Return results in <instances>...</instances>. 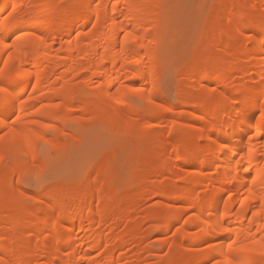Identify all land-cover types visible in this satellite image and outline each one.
<instances>
[{
  "label": "bare ground",
  "instance_id": "6f19581e",
  "mask_svg": "<svg viewBox=\"0 0 264 264\" xmlns=\"http://www.w3.org/2000/svg\"><path fill=\"white\" fill-rule=\"evenodd\" d=\"M19 1L0 0V15L4 14L0 19V88L4 89L0 93V132L4 134L0 154L5 148L12 152L18 145L35 160L44 133L50 128L56 132L62 125L66 127L79 100L84 104L80 107L84 114L102 115L111 107H127L132 118L124 124L127 133L139 130L135 121L144 111L129 100L135 96L153 107L159 98L157 70L164 61L157 56L158 48L148 45L161 42L165 16L162 0ZM217 3L203 41L224 33L223 48L218 54L211 47L202 48L187 71L183 88L177 92L178 106L191 110L170 126L180 131L178 142H171L174 148L170 154L175 158L163 157L171 143L162 139L156 150L161 156L156 165L147 162L150 153L144 163L138 161L141 168L133 164L139 170L128 190L117 191L109 178L110 171L102 180L96 179L97 186L89 179L82 180L76 195L72 193V184L77 182L73 179L55 194L34 199V203L45 204V199L51 202L47 213L36 216L34 224L29 221L32 213L21 216L20 202L10 215L1 212L0 223L8 225L0 226V260L4 264H129L122 252L127 246L140 244L157 231L161 246L169 247L172 229L178 247L172 258L175 264H246L249 259L259 264L264 259L243 250L264 241V10L256 14L264 0ZM249 3L254 12L259 10L245 14L242 8ZM223 19L222 30H215ZM235 41L231 57L227 50ZM253 42L256 45L250 49ZM250 67L252 71L248 72ZM236 71V84H228ZM224 79L228 83L222 89L214 86V82ZM198 90L202 97L197 102L193 92ZM145 124L150 129L144 139L148 143L157 131L150 128L153 123L148 117ZM174 159L188 165L199 160V165L193 170L185 165V176L175 189L158 192L154 186L150 190L177 201L179 206L165 205L167 214L161 210L147 212L146 222L154 225L142 235L135 218L121 220L119 215H133L137 207L118 212L115 205L135 194L150 169L168 171ZM122 172L125 176L127 171ZM5 177L4 172L0 173V185ZM94 195L99 207L89 209L88 202ZM146 195L140 193L139 200ZM6 196L0 192V200ZM118 218L125 230L118 231L114 225Z\"/></svg>",
  "mask_w": 264,
  "mask_h": 264
},
{
  "label": "rangeland",
  "instance_id": "374dc122",
  "mask_svg": "<svg viewBox=\"0 0 264 264\" xmlns=\"http://www.w3.org/2000/svg\"><path fill=\"white\" fill-rule=\"evenodd\" d=\"M161 3L164 4L163 7L165 6V16L163 18L164 21L161 32V42H159V46L155 43L148 45L153 49L158 48L156 49V51L158 50L159 52L157 53V56H162V58L159 57V59L162 60V62L164 61L162 63L163 65H161V68L157 70V80L160 83L159 98L156 101V105H154L153 107H149L150 105L148 106V103H142L135 96H131L129 100L130 102H132V105H134V107H139L141 111H144L139 119H135V122H137V125L139 126V130H133L127 133L126 126L124 124L125 122H130V120L132 119L130 115H128L127 107H121L120 109H114L113 107H111V110L109 108V112L105 111L106 113L104 112L105 114L102 113V115L99 114L100 116L91 115L92 113H85L87 114L85 115L80 110V107H83L84 104L80 103L82 100H79L78 103H75V112L72 111L69 115L70 118L66 127L62 125V128L59 127V130L56 129L57 133L53 128H50L44 133L45 140L43 141V143H39L37 148V153L39 154L36 156L37 158H35V160L33 159L34 161L31 158L32 156L27 153L23 149V147L18 145L12 152H9V148H5V150L0 154V173L4 172L6 174L5 180L0 185V192L7 195L4 199L0 200V213L2 212L1 215H10L11 213H13L12 208L15 207V204L21 203L23 205L20 212L21 216L23 215L22 217H24V215H26L27 213H32V220L29 219V221L34 224L37 221L36 216L45 215V213H47V210L50 209L51 204L49 199L44 200V202H46L45 204L34 203V199H42L43 196L47 193L55 194L61 187L66 186L68 184V181L73 182L75 179L77 182L72 184V193L76 195L81 191L82 180L89 179V181L95 182L94 185H96V179L100 180L105 175V173L110 171L112 176L109 175V178L114 183V185H112H116L115 187L117 188V191H125L123 189L128 190L131 187V180H135L133 178L136 177V173L138 175L139 169H136L138 167L137 164H139L138 168H141L142 164L138 161H141V159L143 161V159L146 158V154L148 155V153H150L151 157L148 155V159L150 160L147 162L150 163L151 166L156 165L159 161L158 158L161 157L156 154V150L160 146L159 141H162V139L168 140L169 144L172 141L174 143L178 142L180 138V131L178 132V130L170 129V126L179 123L181 119L185 118L187 116V112H190L191 108L178 106L177 92L183 88V83L185 81L184 78L187 75V71L190 65L195 62L197 56L200 55L204 48L211 47L212 50H215L217 52L216 54H218L222 50V45L225 40V34L222 33L220 36L211 41L210 39H206L205 41H203L205 38L203 36L207 35L206 29L209 28V18L212 15V12L218 6L217 0H164V2L162 0ZM234 7L235 2L233 4L232 10L234 9ZM260 9L261 10L258 9L259 11L255 10V12L258 11L256 12V14L264 10V4ZM242 11L247 15L254 12L252 6H250V3L246 4L242 8ZM3 16L4 14L0 15V19ZM224 24L225 19L219 21L214 27L215 30L221 31ZM243 30H245V28L242 29V32ZM235 45L236 41L234 45L230 46V48H228L227 50L228 55L231 57L234 53ZM255 45L256 42H253L248 47L251 49ZM247 50L248 49H245L244 52ZM194 55H196V57L193 60ZM249 71H252L251 67L248 69V72ZM238 76L239 74L236 71L234 72V79H232L233 81L229 80L228 83V81L224 79L222 81L214 82V86H216L218 89H222L225 85H227V83H232L233 85H235L236 77ZM195 84L196 82L194 83V85ZM193 94V96L197 99V102L200 101L202 97V91L198 90L193 92ZM138 101L140 103H138ZM175 106H177V108H175ZM172 107H174V109ZM152 115H155L153 119ZM145 116L146 119L147 117L151 119L153 123L150 128H152V130L154 131H157L156 134L152 135V141H147L148 143L144 142V139H146L149 135L148 130H150L149 128H147L148 125L146 126L145 124ZM77 118L79 119V122L81 121L80 123L77 121ZM113 120L115 121L113 122ZM117 120L121 121L122 124H120ZM77 123L82 125H80L79 127V124ZM85 128L88 130H85ZM82 131L85 133H83ZM57 135L60 136L59 140H57L56 138ZM116 135L119 136H117L119 138V141H116ZM3 136V132H0V139ZM122 138H125L128 142L126 140L121 142L120 139ZM124 142H126V144ZM140 143L143 145H141ZM119 147H122L120 149L124 152L125 157L123 154H120L121 150H119ZM173 148L174 146L172 143L170 144V146L167 145L163 157L169 159L171 157L175 158L170 154ZM57 150L59 151V153L57 152ZM150 151L152 152V154ZM121 155L123 156L120 158ZM136 157L137 159H133ZM113 158H117L118 160H116L119 161V164L121 165L116 164L117 161L115 160L114 166ZM127 158L130 160V162H128ZM174 161L172 160V162L170 163L171 166L168 171L166 169H150L148 171V177L146 178L145 182L141 186L135 188V194L133 196L123 198L122 201L115 205V209L118 212H121L126 208L137 207L133 215L132 213L131 215H129L130 213H122L119 215L121 216V220H128L131 217L135 218V221H138L137 223H139V225H137L138 230L141 231L139 233H141L142 235H144L145 231L150 229L152 230L153 228V222L150 223L151 225L149 224V222H146L147 220L145 219V215H147V212L161 210L164 214H167L166 209H164L165 205L174 207L179 206V203L177 201L169 200L162 195H157L153 192H150V190L154 186H156L158 192H161L162 190L170 191L175 189L178 184H180L181 178L185 176L183 167L187 165L191 170H193L199 165V160L189 163V165L183 163L178 159H174ZM121 162H123L124 166ZM142 163H144V161ZM109 164H113V166ZM133 164L136 168H134ZM116 165L119 166L122 170L116 168ZM114 167L116 171L113 170ZM123 170L127 171L126 173L124 172V175L126 174L128 176H122ZM112 171H115L116 173L114 172L113 174ZM121 185L123 186V188ZM111 190L112 189L110 188V191ZM140 193H145L147 195L144 196L142 200H139L138 196ZM7 197H9L10 199L7 200ZM97 199V195L92 196L91 201L88 202L89 204L87 207L89 209L98 208L99 203ZM119 218L114 225L118 227V231H122L123 228L125 230L126 226L120 224ZM0 226H3L4 228L8 227V225L4 223H0ZM160 239L161 236L159 235V233L157 231H153L150 233L149 237L140 244L135 243V245L133 243L127 246L122 251L124 254L126 253L125 262L129 264H133V262L134 264H175V261L172 258L176 255L175 253L178 250V247H176L175 245L174 229L171 230V233L169 235V247H162L159 242ZM181 248L182 252L186 253V247L182 246Z\"/></svg>",
  "mask_w": 264,
  "mask_h": 264
},
{
  "label": "snow or ice",
  "instance_id": "6c2138e0",
  "mask_svg": "<svg viewBox=\"0 0 264 264\" xmlns=\"http://www.w3.org/2000/svg\"><path fill=\"white\" fill-rule=\"evenodd\" d=\"M13 11H15L13 9ZM28 35H31V33H28ZM2 73H0V77H2ZM4 91L3 88H0V93ZM211 91H215V89H211ZM262 118H264V114H262ZM232 245H229V248L231 249ZM244 251L252 253L253 256H260L264 257V241H257L255 244L248 245ZM0 264H4L3 260H0ZM246 264H257V261L255 259H249ZM259 264H264V259L259 261Z\"/></svg>",
  "mask_w": 264,
  "mask_h": 264
}]
</instances>
